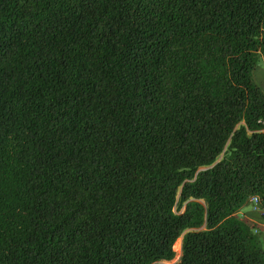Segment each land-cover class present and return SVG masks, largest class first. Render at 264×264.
Masks as SVG:
<instances>
[{
  "label": "trees",
  "instance_id": "16d2710c",
  "mask_svg": "<svg viewBox=\"0 0 264 264\" xmlns=\"http://www.w3.org/2000/svg\"><path fill=\"white\" fill-rule=\"evenodd\" d=\"M260 63L264 0H0V264H264Z\"/></svg>",
  "mask_w": 264,
  "mask_h": 264
},
{
  "label": "crops",
  "instance_id": "0c3cea01",
  "mask_svg": "<svg viewBox=\"0 0 264 264\" xmlns=\"http://www.w3.org/2000/svg\"><path fill=\"white\" fill-rule=\"evenodd\" d=\"M246 221H248L261 237V241L264 245V212H256L249 205L239 213Z\"/></svg>",
  "mask_w": 264,
  "mask_h": 264
},
{
  "label": "rangeland",
  "instance_id": "374dc122",
  "mask_svg": "<svg viewBox=\"0 0 264 264\" xmlns=\"http://www.w3.org/2000/svg\"><path fill=\"white\" fill-rule=\"evenodd\" d=\"M262 64H263V62H262ZM262 64L260 63V65H259V67H261V68H259L257 71V77H258L259 81L262 83V85L264 86V67L262 69ZM177 242H178L179 251H176L177 256H176L175 260L172 262H163L162 264H173V263H176L180 259L182 239H179Z\"/></svg>",
  "mask_w": 264,
  "mask_h": 264
},
{
  "label": "built area",
  "instance_id": "2783aa9c",
  "mask_svg": "<svg viewBox=\"0 0 264 264\" xmlns=\"http://www.w3.org/2000/svg\"><path fill=\"white\" fill-rule=\"evenodd\" d=\"M250 205L256 212H264V208H262L260 199L258 197H253L251 199Z\"/></svg>",
  "mask_w": 264,
  "mask_h": 264
},
{
  "label": "bare ground",
  "instance_id": "6f19581e",
  "mask_svg": "<svg viewBox=\"0 0 264 264\" xmlns=\"http://www.w3.org/2000/svg\"><path fill=\"white\" fill-rule=\"evenodd\" d=\"M174 249H175V251H179L178 242L176 243Z\"/></svg>",
  "mask_w": 264,
  "mask_h": 264
}]
</instances>
